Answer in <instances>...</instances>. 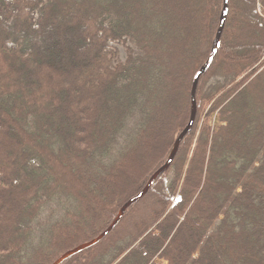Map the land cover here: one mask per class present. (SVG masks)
Returning a JSON list of instances; mask_svg holds the SVG:
<instances>
[{
  "label": "trees",
  "instance_id": "obj_1",
  "mask_svg": "<svg viewBox=\"0 0 264 264\" xmlns=\"http://www.w3.org/2000/svg\"><path fill=\"white\" fill-rule=\"evenodd\" d=\"M123 1L0 0V264L98 237L189 122L224 0ZM197 104L148 219L62 264H264V0H230Z\"/></svg>",
  "mask_w": 264,
  "mask_h": 264
},
{
  "label": "water",
  "instance_id": "obj_2",
  "mask_svg": "<svg viewBox=\"0 0 264 264\" xmlns=\"http://www.w3.org/2000/svg\"><path fill=\"white\" fill-rule=\"evenodd\" d=\"M229 6H230V0H224L223 4V12L221 15V20H220V26L217 31V34L215 36V39L212 44V49L210 52V55L207 59V61L203 64V66L199 69V71L195 74V77L193 79L192 83V89H191V114H190V119L186 127L183 129V131L179 134L177 137L175 144L170 152V155L168 156L167 161L165 164L159 168L149 179L148 183L144 187V189L136 196L131 198L128 202H126L120 211L118 212L116 218L113 220V222L109 225V227L103 231L98 237L94 238L93 240L83 243L71 250H68L65 252L63 255H61L53 264H62L64 261L69 259L70 257L79 254L86 249L92 248L95 245L99 244L102 240H104L108 235H110L116 228L117 226L121 223L123 217L125 216L126 212L128 209L135 205L137 202L142 200L150 191L153 183L165 172H167L176 155L179 152L180 146L184 140V138L193 130L195 121L197 118V113H198V104H197V90L198 86L200 83L201 78L209 71V69L212 67L215 58L220 50L221 47V41H222V36L223 32L225 29V25L227 22V17L229 14Z\"/></svg>",
  "mask_w": 264,
  "mask_h": 264
},
{
  "label": "rangeland",
  "instance_id": "obj_3",
  "mask_svg": "<svg viewBox=\"0 0 264 264\" xmlns=\"http://www.w3.org/2000/svg\"><path fill=\"white\" fill-rule=\"evenodd\" d=\"M133 1L134 0H124L122 3L120 2V4L131 6L133 4ZM112 47L114 49L118 50V58H119V60H121L123 62L127 59V55H128L127 48L128 47L136 50L134 44H132L129 41L126 43L123 41H120L118 43H112ZM144 161H142V162H144ZM135 177H136L135 171H128L127 177H126L127 180L125 182L127 184L131 185V182L133 181V179H135ZM154 201H155V199L150 197V198H147L146 201L140 202L138 205L133 207V209H131L130 212L128 213V216L127 217L125 216V218L123 220V225L120 227L119 232H123V229H125V227H127L128 225H130L134 222H143V221L147 220L148 219L147 217L149 215V211L154 206ZM147 213H148V215H147Z\"/></svg>",
  "mask_w": 264,
  "mask_h": 264
}]
</instances>
